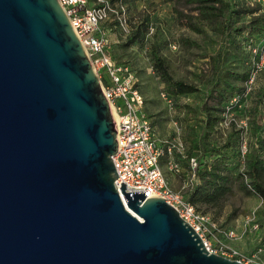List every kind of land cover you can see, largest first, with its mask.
<instances>
[{"label":"water","instance_id":"95a60500","mask_svg":"<svg viewBox=\"0 0 264 264\" xmlns=\"http://www.w3.org/2000/svg\"><path fill=\"white\" fill-rule=\"evenodd\" d=\"M116 122L59 0H0V264H246L115 185Z\"/></svg>","mask_w":264,"mask_h":264},{"label":"trees","instance_id":"16d2710c","mask_svg":"<svg viewBox=\"0 0 264 264\" xmlns=\"http://www.w3.org/2000/svg\"><path fill=\"white\" fill-rule=\"evenodd\" d=\"M111 1L117 7L128 1L133 5L136 3V0ZM185 2L194 4L191 7L193 13L178 11L181 16L188 18L186 24L192 30L206 35L211 29L214 37L210 38L217 45L214 51L204 54L209 59V71L203 79L205 88L173 76L170 60L164 52L167 41H161L156 36L149 49L152 68L156 77L164 83V90L172 96L177 107L185 110V116L187 109L195 111L197 116L185 118L187 125L183 139L187 145L186 157L176 155L182 166L176 175H181L184 180L189 172L195 173L185 194L196 209L204 213L213 209L221 213L228 201V193L237 181L247 193L259 195L263 202L255 212L261 232L260 244L264 246V68L258 72L247 92L254 60L258 58L253 49L264 35V0ZM151 24L149 14L137 20L120 46L129 48L142 45ZM186 40L202 47L197 40ZM108 52L116 61L128 63L116 59L110 50ZM101 77L104 84L109 83L106 74ZM199 91L203 93L199 106L178 103L180 97ZM235 97L239 103H232ZM229 107L235 119L248 120L249 147L244 161L239 148L242 128L235 120L227 128L221 125ZM189 119H193L192 124L188 122ZM191 157L197 158L195 169L189 162ZM167 158V155L161 158V164L166 168Z\"/></svg>","mask_w":264,"mask_h":264},{"label":"built area","instance_id":"2783aa9c","mask_svg":"<svg viewBox=\"0 0 264 264\" xmlns=\"http://www.w3.org/2000/svg\"><path fill=\"white\" fill-rule=\"evenodd\" d=\"M65 9L69 20L77 32L85 51L91 59L100 80L103 91L109 99L116 122V138L118 149L113 155L117 177L115 185L121 196L120 185L126 183L128 191L142 190L145 197L161 196L176 207L181 217L188 221L201 235L205 245L210 251L221 253L231 258H237L246 264H251L258 257V252L264 249L259 244L254 253H247L238 247L229 245L227 239H240L249 228H259L256 222V212L248 217L242 230L222 227L217 224L209 213L198 211L193 203L186 197L194 172H189L182 180L179 189H175L167 177L161 158L167 155V169L177 174L182 170L177 156L186 157L187 145L183 139V126L174 120L175 129L167 139L159 140L155 136L154 125L145 107V98L142 94L136 71L129 63L116 61L108 52L111 45L109 27L106 23L116 17L124 9V4L117 7L111 0H59ZM176 47L175 44H173ZM258 54L254 60L252 76L247 85V92L251 88L257 74L264 68V35L258 46L253 49ZM102 74H106L109 83L104 84ZM161 97L171 112L176 110V102L165 90ZM232 103H239L237 97ZM235 120L242 128L240 137V154L244 161L248 151V120L235 119L230 107L225 112L221 125L229 127ZM192 169L198 165L196 157L189 158ZM221 226V227H220ZM264 264V259L262 260Z\"/></svg>","mask_w":264,"mask_h":264},{"label":"rangeland","instance_id":"374dc122","mask_svg":"<svg viewBox=\"0 0 264 264\" xmlns=\"http://www.w3.org/2000/svg\"><path fill=\"white\" fill-rule=\"evenodd\" d=\"M194 4L187 3L185 0H136L133 5L131 1L124 2V9L120 12V17H116L106 23L111 26V36L114 39H119L120 43L112 50V55L116 58L127 57L133 66H139L140 69L146 68L145 71L151 73L141 75L142 87L147 90L152 102L161 97V92L164 90V83L156 77L153 72L151 63V43L158 36L159 40L167 41L164 47V52L170 60V70L176 79H182L189 83H196L201 88H205L203 81L204 75L209 71V59L204 54L214 51L217 43L212 38L214 34L211 29H208V35L196 32L189 28L186 24L188 18L181 16L178 11L185 14L193 13L191 7ZM196 12V11H194ZM149 14L152 21L151 29L146 35V40L142 45L129 47L127 50L119 46L125 39L127 33L132 28L133 24ZM157 32V33H156ZM197 40L202 47L198 46L187 38ZM176 45V47L173 46ZM116 53V54H114ZM135 63V64H134ZM150 67V70H149ZM148 69V70H147ZM143 72V70H142ZM203 100L202 92H194L180 97L179 104H191L199 106ZM159 101V100H157ZM164 101V100H163ZM179 109L177 110V112ZM148 112V111H147ZM190 113V115H189ZM187 116L197 117L195 111L187 109ZM180 180L177 179L173 187L180 188ZM262 198L256 193H247L240 187L239 182H235L232 190L228 193V201L221 213H216L215 210L208 211L215 219L216 223L222 227L242 230L248 217L256 211L262 204ZM220 226V227H221ZM261 232L256 227L249 228L244 236L239 241L245 242L247 247L251 246V241H254V247L260 239L256 238L255 233Z\"/></svg>","mask_w":264,"mask_h":264},{"label":"crops","instance_id":"0c3cea01","mask_svg":"<svg viewBox=\"0 0 264 264\" xmlns=\"http://www.w3.org/2000/svg\"><path fill=\"white\" fill-rule=\"evenodd\" d=\"M89 1H90V3H94L95 0H89ZM109 32H110V37H111V45L109 47V50H110V52H112L113 48H115V46L118 44V42L120 43V40L114 39L111 36V29H109ZM125 49L127 50L128 48H125ZM114 54H116V53H114ZM116 59H118V58H116ZM118 60L128 62L130 59L127 57H120ZM128 63H130V62H128ZM130 65H132V64L130 63ZM132 67L136 71L139 88H140L142 94L144 95L145 107H146V110L148 111V113L152 119L156 138L159 140L167 139L168 136H170V134L175 129V125L173 123V121L175 119L178 120L182 124L183 131H184L185 126L187 125V121H186L187 119H185V118L188 117V116H185V110L183 108L181 109V108L176 106V110L174 112H171L168 109L165 101H163V98L160 96H159V99H157L159 101L155 100L154 102H152V98L149 96L147 90L142 87L143 84L141 83V75L142 76L143 75L150 76L151 73H148L147 71H145L146 68H143V67H142V69H140V67L139 66L137 67L136 65H134V66L132 65ZM142 70H143V72H142ZM149 70H150V67H149ZM153 72H154V70H153ZM178 109H179V111L177 112ZM188 122L190 124H192L193 119H189ZM163 169H164L167 177L169 178L172 186L175 185L178 178H179L180 182L182 183V176L181 175H175V174L171 173L166 168V166H164ZM180 186H181V184H180ZM258 234L259 233L256 232L255 236H256V238L261 240V236L259 235V237H258ZM227 243L229 245L238 247L247 253H254V252H257L255 250H256L257 246L260 244V241L257 242V244H255V247L253 245L254 241H253V243L251 241L250 247H247V245H245L246 244L245 242H243V241L240 242L238 239H227ZM257 255H258L257 259L254 262H252L251 264H262V260L264 259V249L261 250L260 252H258Z\"/></svg>","mask_w":264,"mask_h":264}]
</instances>
